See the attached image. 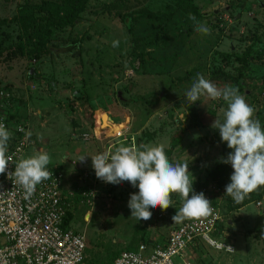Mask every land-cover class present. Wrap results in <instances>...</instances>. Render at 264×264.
Wrapping results in <instances>:
<instances>
[{
    "label": "rangeland",
    "instance_id": "1",
    "mask_svg": "<svg viewBox=\"0 0 264 264\" xmlns=\"http://www.w3.org/2000/svg\"><path fill=\"white\" fill-rule=\"evenodd\" d=\"M39 1L0 0V21L13 18L18 5ZM190 1L209 34L197 32L192 20L172 16L173 0H86L80 22L53 31L39 59L10 57L6 47L17 40V25H0V87L10 92L30 133L19 160L46 152L47 170L61 174L65 193L74 192L68 222L84 237L83 264H111L121 251L162 240L178 223L171 218L182 206L179 194H171L167 210L150 209L151 219L138 221L128 207L138 187L95 177L90 156L120 145L171 147V163H188L193 192H203L208 215L219 217L216 235L233 246L224 254L199 245L189 250L190 264H264V186L237 204L225 195L232 167L221 179H206L226 145L212 124L223 121L227 104L207 96L192 104L185 98L198 73L221 89H237L233 80L239 78V94L264 129V0ZM137 11L169 20L160 30L154 20L134 27L129 15ZM69 45L77 47L67 51ZM141 51L150 59L139 61ZM204 160L205 168L195 170ZM84 187L94 191L89 203L79 198Z\"/></svg>",
    "mask_w": 264,
    "mask_h": 264
},
{
    "label": "clouds",
    "instance_id": "2",
    "mask_svg": "<svg viewBox=\"0 0 264 264\" xmlns=\"http://www.w3.org/2000/svg\"><path fill=\"white\" fill-rule=\"evenodd\" d=\"M189 19L196 21L191 14ZM195 30L203 34L210 32L207 26L199 22H196ZM112 46L118 47L119 41H113ZM202 96L212 100L223 99L227 104L223 121L216 118L212 127L219 130L221 141L226 142L232 150L221 161L230 164L234 170L230 176L231 182L226 185L225 195L239 204L250 193L264 186V129L260 121L254 118L255 108L246 102L238 89L231 86L218 88L198 73L185 98L192 104ZM10 138L11 133L0 123V174H4L9 162H12V158L6 155ZM86 156H81L78 161L83 162ZM90 157L98 179L111 184L127 181L133 187H138V193L130 194L128 201L131 217L138 221H149L152 217L150 209L159 207L164 211L172 206V193L179 194L182 199V206L171 218L173 222L204 217L211 211L204 193L193 192L188 163H171L163 145H141L136 149L120 145L114 151ZM49 163L50 156L46 152H38L16 162L15 171L8 173V178L20 185L25 196L29 197L38 184L53 175L47 170Z\"/></svg>",
    "mask_w": 264,
    "mask_h": 264
},
{
    "label": "built area",
    "instance_id": "3",
    "mask_svg": "<svg viewBox=\"0 0 264 264\" xmlns=\"http://www.w3.org/2000/svg\"><path fill=\"white\" fill-rule=\"evenodd\" d=\"M15 114L19 116L11 104L10 92L0 87V123L11 133L6 155L12 158L6 172L0 174V264H83L84 237L64 224L70 204L67 198H72L73 193H63L61 174L48 170L53 174L51 178L38 184L29 197L8 178L30 143L22 118L9 120ZM81 177L83 180L87 174ZM93 192L84 188L80 197L89 203ZM219 221L215 213L185 219L171 228L162 245L140 243L133 251H121L111 264H177L175 257L179 264H190L189 257L180 256L189 247L199 245L231 254L233 246L215 233Z\"/></svg>",
    "mask_w": 264,
    "mask_h": 264
},
{
    "label": "trees",
    "instance_id": "4",
    "mask_svg": "<svg viewBox=\"0 0 264 264\" xmlns=\"http://www.w3.org/2000/svg\"><path fill=\"white\" fill-rule=\"evenodd\" d=\"M85 3L86 0H40L38 3L34 4L26 2L18 5L16 8V15L9 20L16 23L18 33L17 40L6 47L8 55L10 57H14L15 54L24 55L31 59H39L47 53V45L53 31L62 30L80 22V14L85 9ZM172 11H174L172 16L178 14L186 20H191L189 19V14L195 16V22L202 18L201 13L190 0H173ZM129 16L130 20L134 23V27L139 26L146 20H154L157 22L155 24L158 25V28H156L157 30L164 27L169 20V17L166 15H154L143 11H137ZM9 21L1 20L0 25ZM125 22L126 21L124 19L123 23ZM127 28L130 29L129 26ZM136 41L139 42V39L136 38ZM76 47L77 46L75 45H69L67 46V51L74 50ZM136 57L139 58V61L150 59L147 57V54L142 51L138 53ZM250 59L251 58H249V60ZM244 61H246V58ZM233 85L238 86L237 89L242 88L239 78L237 80H233ZM19 119H21V117L16 114L9 116V120H13V122L18 121ZM164 151L168 157L171 152V147L165 149ZM231 151L232 150L227 147L226 143V145L222 148L219 162L213 167L206 177L208 181H214L217 177L221 179L227 174L231 165L222 163L221 161L226 158L228 153ZM257 191L258 189L253 191L251 194H255ZM68 221L69 219L67 213L64 224L68 225ZM198 249L200 248L197 246L191 247L190 252H194Z\"/></svg>",
    "mask_w": 264,
    "mask_h": 264
},
{
    "label": "crops",
    "instance_id": "5",
    "mask_svg": "<svg viewBox=\"0 0 264 264\" xmlns=\"http://www.w3.org/2000/svg\"><path fill=\"white\" fill-rule=\"evenodd\" d=\"M170 156V155H169ZM168 156V157H169ZM196 165V167L194 168L195 170H201V169H203V168H205V166H206V164H205V160L203 161V162H201V163H199V164H195ZM85 188V187H84ZM62 191H63V193L65 194V195H67L69 192H71V191H69V192H64V189L62 188ZM73 193V197H74V192H72ZM72 197V198H73ZM79 198H81L80 197V194H79ZM68 200H69V202L71 201V197H68L67 198ZM74 199V198H73ZM176 225V224H175ZM174 225V226H175ZM167 236V235H166ZM166 236H164V238L162 239V240H147V243H143V244H151V245H153V244H159V245H162L164 242H165V239H166ZM219 237V236H218ZM224 241H226L225 239H223ZM226 242H228V241H226ZM197 247H199V246H197ZM190 248L191 247H189L186 251H185V257H184V259H187L189 256H188V253H189V250H190Z\"/></svg>",
    "mask_w": 264,
    "mask_h": 264
},
{
    "label": "water",
    "instance_id": "6",
    "mask_svg": "<svg viewBox=\"0 0 264 264\" xmlns=\"http://www.w3.org/2000/svg\"><path fill=\"white\" fill-rule=\"evenodd\" d=\"M117 98L120 99V97H119V93L117 94ZM263 213H264V208H263Z\"/></svg>",
    "mask_w": 264,
    "mask_h": 264
}]
</instances>
